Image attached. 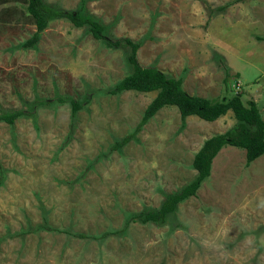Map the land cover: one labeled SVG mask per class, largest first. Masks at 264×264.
Listing matches in <instances>:
<instances>
[{
	"label": "rangeland",
	"instance_id": "374dc122",
	"mask_svg": "<svg viewBox=\"0 0 264 264\" xmlns=\"http://www.w3.org/2000/svg\"><path fill=\"white\" fill-rule=\"evenodd\" d=\"M43 1L66 11L81 2ZM84 1L107 39L141 44L142 67L208 100L241 92L264 120V0ZM34 32L18 0L0 1V115L25 112L0 121V264H264V154L245 166L230 145L163 222L122 230L194 178V155L236 125L232 112L182 120L167 106L112 149L155 96L108 93L131 72L126 45L56 19L23 48ZM71 100L83 104L74 119Z\"/></svg>",
	"mask_w": 264,
	"mask_h": 264
},
{
	"label": "trees",
	"instance_id": "16d2710c",
	"mask_svg": "<svg viewBox=\"0 0 264 264\" xmlns=\"http://www.w3.org/2000/svg\"><path fill=\"white\" fill-rule=\"evenodd\" d=\"M6 2L7 0H0ZM23 5V13L35 26V32L28 38L22 47H34L40 39V34L47 27L48 23L56 19H67L75 27H87L95 39H104L108 44L118 47L124 43L128 48L127 62L131 72L116 83L109 91V94L117 95L123 92L133 91L139 93H155L154 98L146 106L142 117L135 129L128 135L115 141L112 149H119L142 129L146 122L164 107H175L181 119L188 116H196L206 122H213L228 111L232 112L236 125L223 134L215 135L204 141L192 160V169L195 176L188 183L178 190L165 194L158 208H146L139 213L131 214L125 222L124 230L130 222L153 223L163 222L171 215L177 205L190 197L196 195L201 184L210 176L212 161L225 145L243 149L245 152V166H249L255 159L264 154V120L255 102L241 101V92L225 101H214L189 95L182 88V78L169 77L159 71L156 67H142L137 60L139 42H131L128 39L109 40L105 35V27L98 21L89 17L85 12V1L81 0L76 11H66L56 5H49L43 0H18ZM257 39H262L256 37ZM264 39V38H263ZM88 98H85L84 103ZM64 102L65 99H59ZM48 103L47 100L41 104ZM71 107V118L74 119L82 103L69 101ZM23 111L1 114L0 121L12 124L18 117L24 115ZM2 174V173H1ZM121 230L110 231L102 234L108 236L118 234ZM79 237H83L80 235Z\"/></svg>",
	"mask_w": 264,
	"mask_h": 264
}]
</instances>
